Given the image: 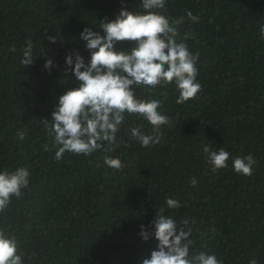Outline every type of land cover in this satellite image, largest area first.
Listing matches in <instances>:
<instances>
[{
    "label": "trees",
    "instance_id": "obj_1",
    "mask_svg": "<svg viewBox=\"0 0 264 264\" xmlns=\"http://www.w3.org/2000/svg\"><path fill=\"white\" fill-rule=\"evenodd\" d=\"M140 4L0 0V172L27 167L31 173L22 198L13 197L0 212V230L17 239L23 264H142L158 241L145 242L141 226L147 229L164 207L177 224L188 221L190 255L205 252L223 264L253 259L264 264V0H167L163 14L170 21L184 17L178 40L195 34L184 42L199 53V93L177 104L174 84L154 91L140 86L137 98L161 101L158 111L171 120L161 127L159 144L144 148L132 140L130 127L152 134V126L125 114L115 151L66 152L55 159L57 149L40 121H51L59 97L77 86L75 77L66 75V55L78 51L87 64L83 29L99 32V21L114 20L122 7L142 12ZM187 11L199 22L189 20ZM25 40L34 44L35 62L27 68L20 63ZM11 47L16 51L9 52ZM46 58L53 61L51 70L44 69ZM205 145L229 152L228 167L213 173ZM106 155L125 167H107ZM248 155L256 160L253 174H237L233 158ZM167 198L178 199L181 207L168 209Z\"/></svg>",
    "mask_w": 264,
    "mask_h": 264
},
{
    "label": "clouds",
    "instance_id": "obj_2",
    "mask_svg": "<svg viewBox=\"0 0 264 264\" xmlns=\"http://www.w3.org/2000/svg\"><path fill=\"white\" fill-rule=\"evenodd\" d=\"M166 3L167 0H141L142 12L122 7L114 20L99 21V32L92 31L91 27L83 29L80 39L85 42L90 61L86 64L78 51L66 55V75H73L77 86L59 97L51 121H40L52 147L57 149V161L66 152L88 156L102 148L105 152L115 151L117 133L125 122V114L143 117L152 126V134L143 133L140 127H130L132 140L144 148L159 144L161 127L169 125L171 120L158 111L161 101L137 98L136 90L140 86L154 91L158 86L174 84L178 92L177 104H184L199 93L201 85L197 82L196 66L199 53L193 54L184 42L195 39V34L185 33L178 40V26L183 24L184 17L170 21L163 14ZM186 15L193 23L199 22L200 17L191 11ZM45 36L49 42H56L55 36H48L47 32ZM260 37L264 40V25L260 27ZM122 42L134 46L127 51L117 50L116 44ZM24 43L20 63L27 68L35 62L34 44L31 40ZM8 51L16 49L11 47ZM52 67V59L46 58L44 69ZM18 137L23 140L25 132H18ZM103 142H107L108 147H104ZM42 147L50 150L48 144ZM203 152L213 173L228 167L230 153L224 148L217 151L205 145ZM104 164L113 170L125 167L119 158L107 155ZM255 164L252 155L232 160L234 171L244 176L253 174ZM30 175L27 167L0 172V212L10 206L13 197L22 198V189L29 186ZM190 183L195 186L197 181L192 178ZM165 205L168 209L181 207L180 201L173 198H167ZM179 225L183 227L178 230ZM187 225V220L177 224L175 219L165 215V208L160 207L148 228L141 226L139 235L145 242L153 237L158 241L157 250L151 252L150 258L143 259L142 264H223L215 255L205 252L190 255L191 229ZM0 264H23L17 239L3 230H0ZM250 264H257V261L253 259Z\"/></svg>",
    "mask_w": 264,
    "mask_h": 264
}]
</instances>
